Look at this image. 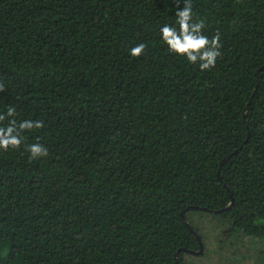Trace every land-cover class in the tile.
<instances>
[{"label":"trees","instance_id":"obj_1","mask_svg":"<svg viewBox=\"0 0 264 264\" xmlns=\"http://www.w3.org/2000/svg\"><path fill=\"white\" fill-rule=\"evenodd\" d=\"M192 4L206 71L161 43L174 0H0V113L48 151H0V264H186L192 214L264 264V0Z\"/></svg>","mask_w":264,"mask_h":264},{"label":"clouds","instance_id":"obj_2","mask_svg":"<svg viewBox=\"0 0 264 264\" xmlns=\"http://www.w3.org/2000/svg\"><path fill=\"white\" fill-rule=\"evenodd\" d=\"M176 11L172 25L165 24L160 28L161 43L175 55L184 57L188 63L197 65L200 71L210 70L221 55V36L216 32L211 38L203 34L205 21L194 17L192 0H174ZM146 44L140 43L129 50L131 57L144 53ZM0 82V92L4 91ZM14 106H8L6 112L0 113V151L18 150L28 153L30 160L48 156L47 148L39 143L25 142L24 133L44 127L41 120L17 119Z\"/></svg>","mask_w":264,"mask_h":264},{"label":"rangeland","instance_id":"obj_3","mask_svg":"<svg viewBox=\"0 0 264 264\" xmlns=\"http://www.w3.org/2000/svg\"><path fill=\"white\" fill-rule=\"evenodd\" d=\"M190 220L197 228L203 250L201 254L185 255L186 264H261L258 253L262 245L256 240L222 236L218 220L209 215L192 214Z\"/></svg>","mask_w":264,"mask_h":264},{"label":"water","instance_id":"obj_4","mask_svg":"<svg viewBox=\"0 0 264 264\" xmlns=\"http://www.w3.org/2000/svg\"><path fill=\"white\" fill-rule=\"evenodd\" d=\"M260 71L264 72V68H261ZM260 71H258L255 75L257 76L258 73H259ZM256 87H257V83H256V85H255V89H254V92H253L252 95L255 94ZM248 107H249V103L247 104L245 110H247ZM247 138H248V134H247ZM247 138H246L245 142L247 141ZM234 153H236V152H234ZM228 159H229V157L226 158V159H224V160L220 163V167H221L222 164H223L226 160H228ZM218 179L220 180V177H219V170H218ZM189 209H190V210H200V211L203 210V209L198 208V207H190ZM218 212H220V211H217V212H215V213H218ZM181 216H184V212L181 213ZM184 222H185V225H186V227L188 228V230L193 234V236L195 237V239L198 241V244H199V251H197V252L192 251V252H190V254H194V255H196V254H201V253H202V250H203V246H202V242H201V239H200L199 235H198V234L196 233V231H195V230H194V229L188 224L187 221L184 220ZM181 251H184V252H185L186 250H185V249H182ZM175 259H176V257H175Z\"/></svg>","mask_w":264,"mask_h":264}]
</instances>
